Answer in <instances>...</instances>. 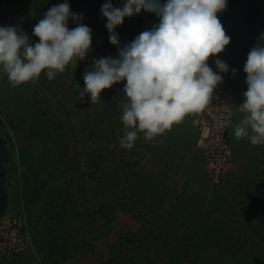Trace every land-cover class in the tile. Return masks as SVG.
I'll list each match as a JSON object with an SVG mask.
<instances>
[{
  "label": "rangeland",
  "instance_id": "obj_1",
  "mask_svg": "<svg viewBox=\"0 0 264 264\" xmlns=\"http://www.w3.org/2000/svg\"><path fill=\"white\" fill-rule=\"evenodd\" d=\"M63 2L0 0V26H17L32 43L38 42L33 27L50 7ZM68 2L92 30L86 59L76 66L71 62L52 80L44 70L38 79L18 86L0 70V133L14 149L6 184L11 209L0 218V244L3 235L8 242L23 243L8 257L0 250V264H43L31 238L21 179L24 161L31 155L37 161L42 152L56 155L54 144L62 148L60 174L65 195L72 196L69 207L75 201L76 212L86 216L96 209V192L107 195L103 218H114L123 227L125 245L118 257L124 264H253V255L264 259V145L253 146L248 138L234 136V125L243 116L238 105L247 90L243 65L253 44L264 45V39L257 40L264 33V0H228L226 9L217 13L230 42L206 63L217 71L214 60L219 58L229 65V72L221 74L223 81L209 105L152 140L139 132L131 149L119 143L127 103L125 81L102 90L97 103H90L87 94L81 102L77 85L84 87L82 73L93 58L116 57L118 47L140 34L151 12L142 9L125 17L115 29L117 46L109 43L106 18L100 13L105 0ZM111 2L121 7L123 0ZM76 26L70 19L68 27ZM236 65L240 71L233 75ZM229 112L233 126L220 127ZM146 176L149 182L143 181ZM101 181L106 182L99 188L103 190L95 191L93 185ZM86 228L79 229L82 238ZM77 242L73 239V245L60 253L66 256L64 264L110 260L105 245L87 248Z\"/></svg>",
  "mask_w": 264,
  "mask_h": 264
},
{
  "label": "clouds",
  "instance_id": "obj_2",
  "mask_svg": "<svg viewBox=\"0 0 264 264\" xmlns=\"http://www.w3.org/2000/svg\"><path fill=\"white\" fill-rule=\"evenodd\" d=\"M228 0H123L114 7L105 0L100 13L106 18L109 43L119 46L116 27L141 12L154 13L159 22L150 30L118 47L116 57L93 58L91 67L82 73L84 87L78 99L87 94L90 103L101 99V92L125 81L122 92L127 97L121 121L122 148L131 149L138 133L152 140L170 130L190 113L200 112L209 105L214 89L223 81L222 73L229 65L216 58L213 70L206 61L215 57L229 44L230 37L217 13L227 7ZM76 27L69 28V20ZM82 14L71 11L68 0L50 7L32 29L38 42L32 43L17 26H0V70L13 86L39 78L46 71L49 80L65 71L71 62L77 65L91 51V28L82 23ZM264 39L261 33L257 40ZM247 90L238 105L243 114L234 125L236 139L248 138L250 143L264 145V45L251 47L243 65ZM237 69L232 68L235 75ZM231 113L220 127L232 125ZM131 129V130H129Z\"/></svg>",
  "mask_w": 264,
  "mask_h": 264
},
{
  "label": "trees",
  "instance_id": "obj_3",
  "mask_svg": "<svg viewBox=\"0 0 264 264\" xmlns=\"http://www.w3.org/2000/svg\"><path fill=\"white\" fill-rule=\"evenodd\" d=\"M158 22L159 18L151 13L139 33L150 30ZM252 25L249 26V30L247 29L249 32L254 30ZM232 68L240 71L237 65ZM100 115L101 113L98 114V116ZM53 148L58 151L56 155L51 152H42L43 154L38 157L37 161L30 153L31 157L23 163L24 170L21 179V185L24 187L23 198L26 203L24 205L25 214L31 223V238L41 253L42 263L64 264L66 256H59L60 253L73 245V239H77V246L83 245L90 248L98 244L105 245L110 255V260L105 264H124L125 259L118 257L120 249L125 245L122 239L123 227L116 224L114 218L108 221L103 218L109 206L107 195L103 192H96V209L87 212L86 216L76 212L75 201L69 207L67 201L72 196L65 195L66 187L61 182L60 174L63 168V163L60 161L62 148L55 144ZM13 155L14 149L10 146V140L0 133V218L11 209L10 195L6 184ZM143 179L145 182L150 181L149 176ZM104 184L106 182H97L93 185V189L102 191L103 189L99 190V188H104ZM111 213L115 217L114 207L111 208ZM83 228H86L87 231L82 238L79 236V229ZM116 257L119 258V261ZM22 259L26 260L23 257ZM251 261L253 264H264V259L258 255H253Z\"/></svg>",
  "mask_w": 264,
  "mask_h": 264
},
{
  "label": "built area",
  "instance_id": "obj_4",
  "mask_svg": "<svg viewBox=\"0 0 264 264\" xmlns=\"http://www.w3.org/2000/svg\"><path fill=\"white\" fill-rule=\"evenodd\" d=\"M3 237H5V239L3 240L2 246L0 244V250L5 253V256L8 257V255H12L14 252L18 251V249L21 248V246L23 245V243H16V242H8L6 239L8 238V236L6 237V235H3ZM7 249V252H5L4 250ZM1 252V253H2Z\"/></svg>",
  "mask_w": 264,
  "mask_h": 264
}]
</instances>
